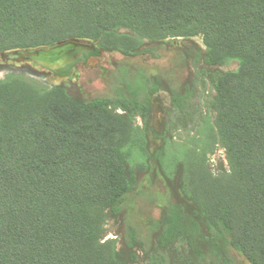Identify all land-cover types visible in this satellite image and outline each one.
Masks as SVG:
<instances>
[{
	"label": "trees",
	"instance_id": "16d2710c",
	"mask_svg": "<svg viewBox=\"0 0 264 264\" xmlns=\"http://www.w3.org/2000/svg\"><path fill=\"white\" fill-rule=\"evenodd\" d=\"M171 38L194 45L186 57L206 66L171 91L172 113L185 116L199 77L208 78L231 172L213 177L195 152L169 169L168 132L148 127L160 89L143 71L121 68L124 88L92 99L8 75L0 79V264H138L137 248L149 264H166L165 252L170 264H235L232 249L264 264V0H0L1 54L79 39L136 57ZM229 61L238 70L221 71ZM133 148L143 158L135 167ZM152 172L173 198L160 220L142 233L124 216L122 247L103 241L108 214L123 216L145 193L139 174ZM159 180L149 188L156 202Z\"/></svg>",
	"mask_w": 264,
	"mask_h": 264
},
{
	"label": "rangeland",
	"instance_id": "374dc122",
	"mask_svg": "<svg viewBox=\"0 0 264 264\" xmlns=\"http://www.w3.org/2000/svg\"><path fill=\"white\" fill-rule=\"evenodd\" d=\"M120 33L135 37V34L129 30H120ZM167 40L170 41L155 49L154 55L136 57H127L118 51H104L100 49L98 43H94L101 51L100 57L88 56L77 61L71 66L69 74L62 84L67 85L69 93L76 98L114 97L119 91V87L124 88L120 85L121 83L117 82V80H123V73H120L121 68H126L133 76L139 70L143 71L152 78V81L157 79L160 89L152 100L153 111L148 127L149 130L156 127L159 134L164 130L168 132L167 142L162 152H168L169 169L172 170L171 162L181 155L186 152H195L204 164V168L213 177L230 173L231 164L227 151L220 141L216 126L217 112L213 105L216 93L209 79L199 77L191 109L185 116L178 117L172 113L171 91L182 92L188 82L195 81L200 70L206 69V66L203 62L196 65L193 58L186 57V53H189V56H194V45L188 42L184 43L182 38H178L176 41L174 38ZM193 42L205 49L201 37L193 38ZM4 55V53H0V79H5L8 75H16L32 80L43 88L51 89L59 86L61 80L54 79L56 77L50 70L36 62L13 61L6 59ZM238 68L237 61H229L219 67L223 72L236 71ZM190 89L188 87V90ZM118 112L123 113L120 109ZM134 127L142 130L145 128L144 121L140 116L134 119ZM149 137L152 139V135ZM150 145L149 149L152 152H157V146L153 140ZM132 152L130 166L135 167L143 162V158L140 154L141 150L138 148H133ZM154 172L139 174L140 188L145 189V193L129 199L128 211L123 216L108 214L104 225L103 241L116 240L117 249L122 247L128 224L124 216H127L128 221L136 225L142 233H147L149 223L160 220L163 207L169 205L173 198H171L168 183L159 180L158 178L161 176L159 173L155 175ZM153 177L159 180L156 184L162 195H160L162 197L160 202L150 200L149 188L153 184ZM178 179L175 177L173 184H177ZM154 190L152 189L151 192ZM136 250L141 256V261L138 264H149L150 262L145 260L146 256L143 259L142 252L138 248ZM231 254L235 264H250L235 250L232 249ZM165 257L166 264H170L173 254L165 252Z\"/></svg>",
	"mask_w": 264,
	"mask_h": 264
},
{
	"label": "water",
	"instance_id": "95a60500",
	"mask_svg": "<svg viewBox=\"0 0 264 264\" xmlns=\"http://www.w3.org/2000/svg\"><path fill=\"white\" fill-rule=\"evenodd\" d=\"M100 55L101 51L94 43L72 39L49 47L13 51L4 56L6 59L18 62H36L50 70L56 77L54 79H60L61 82L58 85H61L67 78V75L63 73L68 66L88 56L100 57Z\"/></svg>",
	"mask_w": 264,
	"mask_h": 264
},
{
	"label": "bare ground",
	"instance_id": "6f19581e",
	"mask_svg": "<svg viewBox=\"0 0 264 264\" xmlns=\"http://www.w3.org/2000/svg\"><path fill=\"white\" fill-rule=\"evenodd\" d=\"M70 68H71V65L67 67V69L64 71V75H68L69 74V71H70ZM57 80H60V79H57Z\"/></svg>",
	"mask_w": 264,
	"mask_h": 264
}]
</instances>
